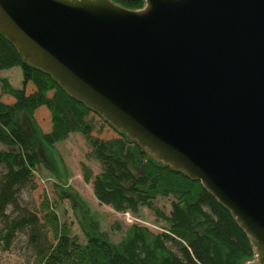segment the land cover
Returning <instances> with one entry per match:
<instances>
[{"label": "water", "instance_id": "1", "mask_svg": "<svg viewBox=\"0 0 264 264\" xmlns=\"http://www.w3.org/2000/svg\"><path fill=\"white\" fill-rule=\"evenodd\" d=\"M0 0V33L165 166L200 181L264 264V0Z\"/></svg>", "mask_w": 264, "mask_h": 264}, {"label": "trees", "instance_id": "2", "mask_svg": "<svg viewBox=\"0 0 264 264\" xmlns=\"http://www.w3.org/2000/svg\"><path fill=\"white\" fill-rule=\"evenodd\" d=\"M113 1L131 10L145 7L144 0ZM15 67L23 72L20 89L1 77V72ZM0 89V247L4 250L24 235L31 252L27 264H244L255 258L249 237L200 181L157 162L50 75L25 63L2 33ZM43 108L51 122L47 132L35 119ZM22 115L35 126L38 137ZM100 122L114 128L117 137H99L104 128ZM76 133L90 146L88 159L101 165L98 174L82 165L84 180L92 184L98 201L134 216L148 208L166 222L161 232L135 223L121 241L113 242L76 195L74 207L78 203L84 209L79 219L86 237L82 243L62 222L55 203L46 201L39 211L22 203V192L35 187L36 171L44 164L43 149L50 150ZM63 191L66 196L59 200L73 199L72 192ZM160 198L171 199L169 214L156 205Z\"/></svg>", "mask_w": 264, "mask_h": 264}, {"label": "rangeland", "instance_id": "3", "mask_svg": "<svg viewBox=\"0 0 264 264\" xmlns=\"http://www.w3.org/2000/svg\"><path fill=\"white\" fill-rule=\"evenodd\" d=\"M1 77L7 79L15 88L23 86V72L21 67H15L1 72ZM1 93V89H0ZM7 96L4 99L7 100ZM39 110L35 114L38 127L47 132L50 130L51 122L46 110ZM22 120L26 127L38 137L35 126L31 121L22 115ZM103 125L99 123V127ZM103 131L99 137L113 138L118 133L111 126L103 125ZM91 151L86 139L81 134H72L70 137L50 150L44 148L42 152L44 164L38 168L35 177V187L22 192V203L29 208L39 211L46 201L57 205V213L62 222H66L72 235L79 237L82 243L86 242L85 234L79 223L83 218L84 209L78 203L73 205L74 197L77 195L80 204L88 208L94 220L100 226L102 232H106L113 242H119L124 237L126 230L132 224H140L148 227L155 233L162 231L167 224L164 220H158L155 213L148 208H144L139 216H130L125 213H118L112 207L101 204L96 198L91 183H86L83 177L82 165L86 164L93 169L95 174L101 172V165L96 160L88 159L87 155ZM63 190L72 192L73 199L65 198L59 200L60 196H66ZM156 205L166 214L171 212V199L160 198ZM120 226V229H119ZM31 257L26 244V236L20 235L10 250L0 247V264H27Z\"/></svg>", "mask_w": 264, "mask_h": 264}, {"label": "built area", "instance_id": "4", "mask_svg": "<svg viewBox=\"0 0 264 264\" xmlns=\"http://www.w3.org/2000/svg\"><path fill=\"white\" fill-rule=\"evenodd\" d=\"M126 215L130 216V213H125Z\"/></svg>", "mask_w": 264, "mask_h": 264}]
</instances>
